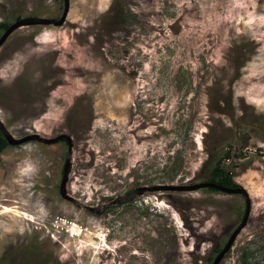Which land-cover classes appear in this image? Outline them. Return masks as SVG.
I'll return each mask as SVG.
<instances>
[{
	"label": "rangeland",
	"instance_id": "rangeland-1",
	"mask_svg": "<svg viewBox=\"0 0 264 264\" xmlns=\"http://www.w3.org/2000/svg\"><path fill=\"white\" fill-rule=\"evenodd\" d=\"M63 9L0 0V36ZM0 119L14 138L71 136L75 200L60 192L62 140L8 144L0 264H212L245 194L122 199L210 182L215 167L249 201L218 264H264V0H68L62 24L22 25L0 46Z\"/></svg>",
	"mask_w": 264,
	"mask_h": 264
},
{
	"label": "water",
	"instance_id": "water-1",
	"mask_svg": "<svg viewBox=\"0 0 264 264\" xmlns=\"http://www.w3.org/2000/svg\"><path fill=\"white\" fill-rule=\"evenodd\" d=\"M68 12V0H64V9H63V13L61 15V17L59 19H54V18H46V17H26V18H21L16 20L15 22H13L12 24L9 25V27L4 31V33L1 35L0 37V46L2 45V43L6 40V38L18 27L25 25V26H30V25H59L62 24V22L65 20V16ZM0 131L3 134V136L5 137V139L7 140V142L9 144H16V143H20L29 139H36L39 140L41 142L44 143H53L57 140H62V141H66L67 142V154H66V158H65V164H64V168H63V174H62V180L60 183V192L61 194L67 198L68 200L74 202V198H72L71 196L66 194V181L68 179V173H69V168H70V160H71V149H72V138L71 136L67 135V134H60L59 136L55 137V138H46L43 136H40V134L38 133H34V134H30L27 135L23 138H14L12 136V134L9 132V130L7 129L6 125L3 123V121L0 119ZM198 187H213L225 192H242L243 194H245L246 196V200H247V207H246V211L243 217V220L241 221V223L239 224V226L232 232V234L230 235L229 239L227 240V242L225 243L224 247L222 248V250L220 252H218L217 256L215 257L214 261L212 262V264H218L220 258L222 257L223 253L231 246L233 240L235 239L236 235L239 233V231L241 230V228L245 225L246 223V218H247V214L249 211V201L247 199V195L246 192L240 188V187H236V188H227V187H223L221 185H219L216 182H203L200 184H196V185H184V186H172V185H157V186H151V187H146V186H142L139 187L138 189H135L134 191L131 192L130 196H127L125 198H123L122 200H127L132 198V196L134 194H140L142 192H144L145 190H157V189H163V190H176V189H180V190H193L196 189ZM120 201V200H119ZM119 201H112L110 202V204H115L116 202ZM90 210H93L92 207H88ZM104 208V206L102 207ZM101 208V209H102ZM94 211H100L99 210H94Z\"/></svg>",
	"mask_w": 264,
	"mask_h": 264
},
{
	"label": "trees",
	"instance_id": "trees-1",
	"mask_svg": "<svg viewBox=\"0 0 264 264\" xmlns=\"http://www.w3.org/2000/svg\"><path fill=\"white\" fill-rule=\"evenodd\" d=\"M4 24H1V26ZM9 143L7 142V140L5 139V137L3 136V134L0 131V151L4 150L5 147L8 145ZM212 179L209 180L210 182H216L219 185L223 186V187H227V188H236V184L233 182L232 178L230 177V174L220 168L215 167L213 170V174H212ZM210 190L216 189L213 187H209Z\"/></svg>",
	"mask_w": 264,
	"mask_h": 264
},
{
	"label": "flooded vegetation",
	"instance_id": "flooded-vegetation-1",
	"mask_svg": "<svg viewBox=\"0 0 264 264\" xmlns=\"http://www.w3.org/2000/svg\"><path fill=\"white\" fill-rule=\"evenodd\" d=\"M1 37V36H0ZM66 145H67V142L66 141H63ZM108 205H110V203H108ZM104 207H106V206H104Z\"/></svg>",
	"mask_w": 264,
	"mask_h": 264
}]
</instances>
